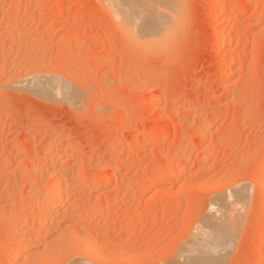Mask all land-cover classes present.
<instances>
[{
	"label": "rangeland",
	"instance_id": "374dc122",
	"mask_svg": "<svg viewBox=\"0 0 264 264\" xmlns=\"http://www.w3.org/2000/svg\"><path fill=\"white\" fill-rule=\"evenodd\" d=\"M135 1L0 0V264H264V0Z\"/></svg>",
	"mask_w": 264,
	"mask_h": 264
},
{
	"label": "bare ground",
	"instance_id": "6f19581e",
	"mask_svg": "<svg viewBox=\"0 0 264 264\" xmlns=\"http://www.w3.org/2000/svg\"><path fill=\"white\" fill-rule=\"evenodd\" d=\"M128 1H129V0H127V4H131V3L133 4V2L130 1L131 3H128ZM136 1H137V0H136ZM136 1H135V2H136ZM143 1H144V0H143ZM143 1L140 0V2H143ZM145 1H146V0H145ZM168 1H169V0H168ZM256 1H257V0H256ZM256 1H255V5H254L255 7H256V5H258L257 3H259V1H258L257 3H256ZM151 2H152V0H151ZM138 3H139V2H138ZM157 3H158V2H157ZM164 3H166V1H165ZM125 4H126V3H125ZM152 4H153V2H152ZM160 4H161V2L159 3V5H160ZM253 4H254V3H253ZM142 5H143V4H142ZM145 5H148V4H145ZM164 5H165V4H164ZM124 6H125V5H124ZM127 6H133V5H127ZM148 6H149V5H148ZM153 6H154V5H153ZM156 6H157V5H156ZM160 6H162V5H160ZM151 7H152V6H151ZM162 7H163V6H162ZM165 7L167 8V6H165ZM112 8H113V7H112ZM142 8H144V7H142ZM153 8H154V7H153ZM113 9H114V8H113ZM128 9H129V7H128ZM132 9H135V8H134V7H133V8L131 7V10H132ZM138 9H139V8H138ZM155 9H156V7H155ZM157 9H158V8H157ZM161 9H162V8H161ZM164 10H165V8H164ZM166 10H167V9H166ZM126 11H127V13H129L128 10H126ZM135 11H136V10H135ZM168 11H169V10H168ZM168 11H167V12H168ZM136 12H138V11H136ZM146 12H147V11H146ZM148 12H153V11L151 10V11H148ZM164 12H165V11H164ZM143 13H144V12H143ZM168 13H169V12H168ZM134 14H136V13H134ZM139 14H140V13H139ZM149 14H151V13H149ZM153 14H154V13H153ZM153 14H151V15H153ZM229 14H232V9H230V8H229ZM125 15H126V14H125ZM126 16H127V15H126ZM136 16H137V18L139 17V16H138V13H137ZM144 16H145V15H144ZM146 16H147V15H146ZM146 16H145V17H146ZM162 16H163V15H162ZM168 16H169V15H168ZM168 16L165 17V18H168ZM145 17H144V18H145ZM148 17L151 18L150 16H148ZM148 17H146V18H148ZM159 17H161V16H159ZM128 18H129V17H128ZM128 18L126 17V18H124V19H128ZM130 18H131V17H130ZM144 18H143V19H144ZM149 18H148V19H149ZM154 18H155V20L157 19L156 16L154 17V15H153L152 19L154 20ZM162 18H164V16H163ZM148 19H147V20H148ZM168 19H169V18H168ZM149 20H150V19H149ZM153 20H150V21H147V22H148L149 24H150V23L152 24V22H153V23H156L157 26H158V25L161 23L160 21H162V20H160V19H159V20H156L157 22H159V23H157V22H154ZM166 20H167V19H164L163 21L166 22ZM128 21H129V20H128ZM144 21H145V20H144ZM144 21H142V23H141L142 25L144 24V23H143ZM131 22H133V21H130V23H131ZM122 23L124 24V22H122ZM122 23H121V24H122ZM130 23H129L128 25H130ZM167 23H168V22H167ZM133 24H135V21L133 22ZM136 24H138V23H136ZM136 24H135V25H136ZM139 24H140V21H139ZM139 24H138V26H139ZM146 24H147V23H146ZM146 24H144L143 27H142V29H143L144 26H145L144 31H148L151 27H153V26H150V25L147 26ZM162 24H163V22L161 23V26L164 25V24H163V25H162ZM125 25H127V23H125ZM125 25H124V26H125ZM130 26H131V25H130ZM130 26H128V27H130ZM140 26H141V25H140ZM146 27H147V28H146ZM148 27H150V28H148ZM131 28L133 29L134 27L131 26ZM138 28H140V27H138ZM154 28H155V27H154ZM142 29H141V30H142ZM145 29H146V30H145ZM160 29H161V28H160ZM163 29H165V28H163ZM166 29H167V28H166ZM157 30H159V29H157ZM161 30H162V29H161ZM150 31H151V30H149V33H151ZM159 31H160V30H159ZM159 31H158V32H159ZM162 31H163V30H162ZM132 32H133V31H131V33H132ZM140 32H141V31H140ZM155 32H157L156 29H155ZM160 32H161V31H160ZM144 33H145V32H144ZM161 33H162V32H161ZM146 34H147V33H146ZM154 34H156V33H154ZM140 35H141V33H140ZM143 35H144V34H143ZM137 37H138V36H137ZM147 37H149V36H147ZM152 37H153V36H152ZM154 37H155V36H154ZM143 38H144V37H143ZM135 39H136V38H135ZM138 39H139V38H138ZM139 40H140V39H139ZM149 40H150V39H149ZM145 41H147V40L145 39ZM147 42H148V41H147ZM43 77H44V76H43ZM37 79H38V78H37ZM48 79H49V78H48ZM48 79H47L45 82H44L43 80L40 81V79H38V81H35V79H34V80H33L34 82L32 81V83L34 84V87H33V88H35V90H36L37 92L46 93V94L48 95V97H49V95H54L53 93H56L55 95H57V94L60 95L62 92H63L62 95L65 94V93H64L65 90H64L63 88H62L63 91H60V90L57 88V90H53L54 92L51 91L52 93L49 94V93H50V92H49V89H50L51 85L49 84V80H48ZM47 81H48V82H47ZM52 81H53V80H52ZM42 82H44V83H42ZM55 83H56V82H55ZM52 84L54 85V83H52ZM56 85H57V83L55 84V88H56ZM31 87H32V86H31ZM59 87H60V86H59ZM33 88H32V89H33ZM52 89H53V88H52ZM51 97H53V96H51ZM56 98H57V97H56ZM58 98H59V97H58ZM63 98L66 99V94H65V97L62 96V99H63ZM53 99H54V98H53ZM67 99H68V98H67ZM68 100H69V99H68ZM69 102H70V100H69ZM138 126H139V125H138ZM138 126H137V127H138ZM143 126H144V125H143ZM143 126H142V127H143ZM135 130H136V129H135ZM96 180H97V179H96ZM104 180H105V179H104ZM99 181H100V178H99ZM97 182H98V181H97ZM100 182H102V181H100ZM102 183H103V182H102ZM102 183H101V184H102ZM104 183H105V182H104ZM104 183H103V184H104ZM94 184H95V183H94ZM99 184H100V183H99ZM101 184H100V185H101ZM242 192H243V191H242ZM242 192H241V193H242ZM243 194H244V193H243ZM28 197H29V196H28ZM29 198H30V197H29ZM49 198H50V196H49ZM45 199L47 200V202H49L47 198H45ZM216 204H217V203H214V205H216ZM213 208H214V207H213ZM216 210H218V209H216ZM223 210H224V208H223ZM225 210H226V209H225ZM218 211H219V210H218ZM220 211H221V210H220ZM218 213H219V212H218ZM211 217H212V216H211ZM215 217H216V216H215ZM215 217H214V218H215ZM37 218H38V217H37ZM216 218H217V217H216ZM38 219H39V218H38ZM37 221H38V220H37ZM37 221H36V222H37ZM38 222H39V221H38ZM208 222H209V221H208ZM215 223H216V222H215ZM218 224H220V223H218ZM201 225H202V224H201ZM216 225H217V223L215 224V226H213V224H212V226H213L214 229L217 228ZM208 226H209L210 228H212V226L210 225V223L208 224ZM219 226H221V225H219ZM38 227H39V226H38ZM202 227H203V229H204V224H203ZM213 228L210 229V234H209L210 238H208V239H210V240H208L207 237H205V239L207 240V243L205 242L206 240L200 242L201 244H202V242L206 243V244L203 243V244H204V245L202 244L203 246L200 244V246H202V248H201V247L194 246V245H193V242H194V241L192 242V245L194 246V248H190V249L187 248L186 252H187V251H189V252H187L188 254L185 252L186 255H184V259L182 260V261H183L182 264H216V261H215L216 259L214 260V256H213L212 254H213V250H214L215 252H217L216 254H218V251H216V250H217L218 247H220V246L218 245V247H217V244L215 243V242H217V241H215V239H217V237H218L219 235H217V237H216V236H213V237L211 238V234H212V233H213L214 235H215V233L217 234V232L214 233V231H216V230L213 231ZM218 229H219V228H217V230H218ZM197 230H198V229H197ZM205 230H206V233H207L208 229L205 228ZM221 230H223V229L221 228ZM221 230L219 229L218 232L221 231ZM199 231H200V230H199ZM202 231H204V230L201 229V232H202ZM208 232H209V231H208ZM202 233H204V236L206 235L205 232H202ZM222 233H223V232H222ZM198 234H200V233H198ZM207 234H208V233H207ZM213 234H212V235H213ZM223 235H224V236H227V235H225V232H224V234H221L222 238H223ZM204 236H203V237H200V240H201V238L203 239ZM206 236H207V235H206ZM209 236H208V237H209ZM221 236H219L218 238H221ZM197 237L199 238V236H197ZM214 237H215V238H214ZM222 238H221V239H222ZM221 239H220V240L217 239V240L222 241L223 239H222V240H221ZM196 240L199 241V239H197V238H196ZM213 240H214L215 242H213ZM197 241H196V243L199 244V242H197ZM210 242H211V243H210ZM212 242H213V244H212ZM225 242H226V241H225ZM209 243H210L211 245H210ZM214 243H215V244H214ZM217 243H218V242H217ZM194 244H195V242H194ZM198 244H195V245H198ZM226 244H227V243H226ZM192 245H189V247H191ZM212 245H215L214 248L217 247L216 250H215L214 248L212 249V247H211ZM204 248H205L206 250H204ZM223 248H225V246H224ZM215 252H214V253H215ZM205 254H206V255H205ZM212 256H213V258H212ZM215 256H216V255H215ZM217 262H218V261H217ZM6 263H7V262H6ZM9 264H10V263H9Z\"/></svg>",
	"mask_w": 264,
	"mask_h": 264
}]
</instances>
